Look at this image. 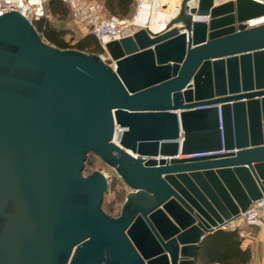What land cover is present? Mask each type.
<instances>
[{"label":"water","instance_id":"obj_1","mask_svg":"<svg viewBox=\"0 0 264 264\" xmlns=\"http://www.w3.org/2000/svg\"><path fill=\"white\" fill-rule=\"evenodd\" d=\"M190 1L106 42L113 66L0 15V264H194L264 196V3ZM89 153L129 188L117 216Z\"/></svg>","mask_w":264,"mask_h":264},{"label":"trees","instance_id":"obj_2","mask_svg":"<svg viewBox=\"0 0 264 264\" xmlns=\"http://www.w3.org/2000/svg\"><path fill=\"white\" fill-rule=\"evenodd\" d=\"M134 4L135 0H102V10L104 9L107 16L125 18L132 13ZM45 8L49 15L58 21L51 22L48 17L43 16L34 22L39 35L45 41L59 48H75L92 53L102 52L97 39L90 33L84 34L74 42L65 38L70 33L67 26L60 25L61 22L66 23L69 13L65 3L61 0H48ZM57 23L59 24L58 27L55 26ZM197 258L199 264H245L250 258V252L248 249L241 248L238 228H221L205 236L198 248Z\"/></svg>","mask_w":264,"mask_h":264},{"label":"built area","instance_id":"obj_3","mask_svg":"<svg viewBox=\"0 0 264 264\" xmlns=\"http://www.w3.org/2000/svg\"><path fill=\"white\" fill-rule=\"evenodd\" d=\"M48 0H37L30 2V0H0V15L3 13L16 10L25 16L33 25L41 17H50L45 6ZM68 6L70 19L77 24L85 27L88 33L92 34L98 41L102 52L98 55L101 59L109 65H114V61L110 58L106 51V42L114 39H120L126 35L132 34L138 26L133 25L132 20L118 18L116 16H104L102 13V4L97 0H61ZM137 1V9L141 5L142 0ZM225 0H218L215 2H222ZM264 3V0H259ZM179 7V6H178ZM179 11V10H178ZM137 13V11H136ZM178 13V12H177ZM176 13V14H177ZM136 15V14H135ZM134 15V16H135ZM133 16V18H134ZM252 20H247V26H254L263 21L252 24ZM213 104H205L196 106L195 108H206ZM219 126L221 122L220 109L218 106ZM121 129L116 127L115 134H120ZM219 151H203L195 152L185 156L207 155L211 153H218ZM179 157V156H178ZM253 220L264 221V196L251 202L245 211L241 212L239 217L234 221L249 222ZM232 223V222H231Z\"/></svg>","mask_w":264,"mask_h":264},{"label":"rangeland","instance_id":"obj_4","mask_svg":"<svg viewBox=\"0 0 264 264\" xmlns=\"http://www.w3.org/2000/svg\"><path fill=\"white\" fill-rule=\"evenodd\" d=\"M181 1L182 0H142L141 6L138 8V10L136 1L132 13L124 19L132 20L133 24L138 27H153L155 26L156 20H158L163 15L175 13ZM102 13L104 16H107L104 9L102 10ZM49 19L51 22H58L52 17H49ZM165 25L163 26L165 27ZM68 29L70 33L67 34L65 38L68 41L74 42L79 37L80 32L76 31V29ZM89 162L91 164H88ZM94 170L102 171L107 176L110 184L109 190L104 195L102 207L107 213L111 214L112 216H117L120 213L121 206L129 188L117 176L112 167L105 164L98 156L89 153L84 164L83 173L86 175ZM113 181H115L114 184Z\"/></svg>","mask_w":264,"mask_h":264},{"label":"crops","instance_id":"obj_5","mask_svg":"<svg viewBox=\"0 0 264 264\" xmlns=\"http://www.w3.org/2000/svg\"><path fill=\"white\" fill-rule=\"evenodd\" d=\"M97 1H100L102 4V0H97ZM178 9L179 7L177 8L176 12L173 14L168 13L166 15H163L158 20H156L155 26L153 27L149 26L147 28L153 32L161 30L164 27L163 25H165L173 16L176 15ZM65 26H68V28H71L72 30L76 29V31L80 32L79 37H82L84 34L88 33L84 26L74 23L70 19L69 13L67 14ZM179 157H186V156L179 155ZM234 228L239 229V235L241 238V248L248 249L250 252V258L245 264H264V221L262 220H253L249 222L233 221L232 223L228 224L225 228L222 229H234ZM207 234L208 233H206V235ZM204 238H202V240ZM194 264H199L197 256ZM210 264H218V263H210Z\"/></svg>","mask_w":264,"mask_h":264},{"label":"bare ground","instance_id":"obj_6","mask_svg":"<svg viewBox=\"0 0 264 264\" xmlns=\"http://www.w3.org/2000/svg\"><path fill=\"white\" fill-rule=\"evenodd\" d=\"M37 0H30V2H36ZM216 1V0H215ZM192 3H195V0H192ZM191 1L189 2V4L191 5L192 4ZM141 6V5H140ZM139 6V7H140ZM138 7V8H139ZM138 10V9H137ZM179 10V9H178ZM155 18V17H154ZM260 21H263L262 23H264V16H261V17H258V18H255V19H252L251 23L254 24V23H257V22H260ZM167 24V23H166ZM134 25V24H133ZM166 26V25H165ZM148 29V28H147ZM164 29V27L162 28ZM161 29V30H162ZM151 31V30H150ZM160 31V30H159ZM153 32V31H152ZM154 32H158V31H154ZM116 137H117V134H115L114 136V139L116 140Z\"/></svg>","mask_w":264,"mask_h":264}]
</instances>
